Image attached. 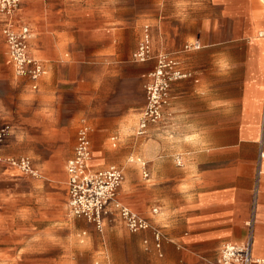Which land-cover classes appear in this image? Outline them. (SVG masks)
Returning <instances> with one entry per match:
<instances>
[{
	"label": "crops",
	"instance_id": "1",
	"mask_svg": "<svg viewBox=\"0 0 264 264\" xmlns=\"http://www.w3.org/2000/svg\"><path fill=\"white\" fill-rule=\"evenodd\" d=\"M88 5L100 17L96 35L109 34L108 43L117 45L126 23L108 7ZM22 15L33 30L29 53L42 61L45 70L35 90L26 79L14 77L32 91L41 86L54 89V80L63 78L53 61L57 31L42 19L36 4ZM142 15H151L150 9ZM157 15L152 25L147 23L153 54H172L190 76L171 83L156 126L158 134L143 142V157H130L136 158L147 176L142 171L138 185L127 180L120 186L119 200L146 217L162 235L159 248L151 229L137 232V247L128 237L126 264H213L224 242L242 243L249 233L252 256L264 264V0H161ZM145 20L143 16L135 23L138 40ZM193 42L199 47L183 50L185 43ZM57 62L62 66L70 61L60 56ZM154 64L152 59L135 67L148 79ZM75 117L70 116L64 136L72 130ZM81 118L70 151L40 162L30 157L40 177L1 165L0 182L7 176H25L29 190L0 192V264H80L73 257L86 252L80 243L91 239L98 245L94 251H102L103 235L94 232L91 223L69 215L67 203L53 194L58 188V193L64 195L66 190L68 195L65 165ZM3 125H9L10 132L2 143V155L15 151L17 143L8 145L15 134L19 138L29 134L31 140L55 136L50 123L38 114L2 118ZM90 138V167L118 166L100 157L105 142L115 149L121 134L103 138L100 133L93 135L91 127ZM113 222L122 224L114 218L105 229ZM83 225L82 233L73 231L74 226L82 229Z\"/></svg>",
	"mask_w": 264,
	"mask_h": 264
},
{
	"label": "rangeland",
	"instance_id": "2",
	"mask_svg": "<svg viewBox=\"0 0 264 264\" xmlns=\"http://www.w3.org/2000/svg\"><path fill=\"white\" fill-rule=\"evenodd\" d=\"M160 2L161 0H22L11 15L14 28L27 23L33 37V30L22 14L31 5L36 4L42 11V19L57 31L59 36L56 38L59 41L56 59L53 61H56L55 65L58 64L60 76L63 78L54 80V89L43 90L41 86L38 91H32L23 81L16 80L12 68L5 63V25L0 18V121L2 118L17 120L21 114L42 115L50 123V129L55 135L49 140H31L29 134L22 138L15 134L8 141L9 148L17 143L15 151H5L3 156H29L40 162L46 158H55L60 151L68 152L73 146L77 121L84 117L90 123L93 135L100 133L104 138L113 132L121 134L122 140L115 149H111L107 141L105 142V151H102L100 159L103 157L106 164L115 163L122 168L123 179L120 186L127 180L138 185L143 178V167L135 161L136 158L132 161L130 157H143V142L149 136L158 134V121L149 124L145 135L134 134L139 113L145 105V87L148 79L141 77L142 71L136 69L137 63L131 60L130 54L138 40L134 33L135 23L139 19L143 20L144 16L146 20L142 23L152 25L154 19L158 18ZM86 3L108 7L107 9L118 12L115 18L123 20L126 26L121 28L122 33L117 45L108 43L109 34L96 35L100 17L90 12ZM147 9H150L151 15H142ZM60 56L67 57L70 62L60 66L57 62ZM45 59L49 61L51 57ZM57 75L58 72L51 74V80ZM73 91L76 98H73ZM73 114H76L73 128L64 136L62 132L70 125L69 118ZM153 125L154 129L151 130ZM67 155H64L65 160ZM94 160L99 161L97 157ZM120 186L117 190L118 200ZM28 190L29 182L25 176H7L4 182H0V192L23 193ZM63 193L64 195L58 193V188L53 191L55 196L59 194L67 203L66 190ZM92 227L94 232L103 235L99 243L102 251H94L98 246L94 239L87 242L84 240L80 244L87 250L82 252V255L73 257L75 262L126 264L127 238L131 237L136 241L137 247L138 240L135 235L138 233H130L124 225L116 222L102 233L93 225ZM84 228L85 225L82 229L74 226L73 231L82 233ZM107 231L113 233L107 235Z\"/></svg>",
	"mask_w": 264,
	"mask_h": 264
},
{
	"label": "built area",
	"instance_id": "3",
	"mask_svg": "<svg viewBox=\"0 0 264 264\" xmlns=\"http://www.w3.org/2000/svg\"><path fill=\"white\" fill-rule=\"evenodd\" d=\"M22 0H0V18L4 23L3 33L7 45V64L12 68L17 78L26 79L31 89H37L44 74V65L40 59L29 53V39L31 29L27 24L14 28L12 14ZM199 47V43H185L183 50ZM155 60L153 68L148 72V82L145 87V105L140 112L135 134L143 136L147 133L149 124L159 120L161 107L167 100V93L171 83L190 76L180 61L168 52L153 54L151 26L143 24L141 35L135 49L131 53V60L135 63H145ZM10 132L9 125L0 127V167L2 164L18 168L27 176L38 178L40 171L33 165L29 156L5 158L1 154V146ZM91 126L85 118L79 120L76 141L72 156L66 161L69 213L73 217L83 218L94 228L103 232L106 223L114 218L118 219L130 233L151 229L154 245L160 247L161 233L152 227L149 220L135 210L121 203L117 198V190L123 179V171L116 165L105 168L92 169L91 161ZM263 153H260V157ZM143 176L147 172L143 170ZM155 213L156 209L153 208ZM147 244V241L144 240ZM253 237L249 233L242 243L224 242L213 264H258L252 256Z\"/></svg>",
	"mask_w": 264,
	"mask_h": 264
},
{
	"label": "bare ground",
	"instance_id": "4",
	"mask_svg": "<svg viewBox=\"0 0 264 264\" xmlns=\"http://www.w3.org/2000/svg\"><path fill=\"white\" fill-rule=\"evenodd\" d=\"M31 37H32V34H31V36H30L29 42H30V40H31Z\"/></svg>",
	"mask_w": 264,
	"mask_h": 264
}]
</instances>
